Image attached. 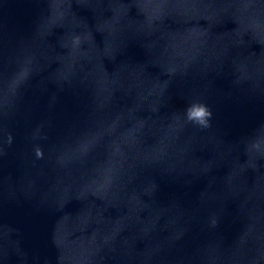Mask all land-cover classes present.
<instances>
[{
	"label": "water",
	"instance_id": "water-1",
	"mask_svg": "<svg viewBox=\"0 0 264 264\" xmlns=\"http://www.w3.org/2000/svg\"><path fill=\"white\" fill-rule=\"evenodd\" d=\"M0 264H264V0H0Z\"/></svg>",
	"mask_w": 264,
	"mask_h": 264
},
{
	"label": "clouds",
	"instance_id": "clouds-1",
	"mask_svg": "<svg viewBox=\"0 0 264 264\" xmlns=\"http://www.w3.org/2000/svg\"><path fill=\"white\" fill-rule=\"evenodd\" d=\"M209 115H210V112H208L204 106H198V107H195L189 110L188 118L193 120L194 122H197V123H200L206 126L208 123L206 117ZM37 155L38 156L43 155L40 149H37Z\"/></svg>",
	"mask_w": 264,
	"mask_h": 264
}]
</instances>
